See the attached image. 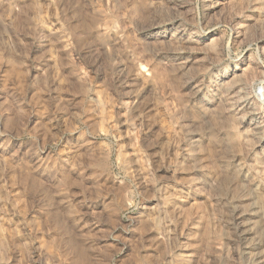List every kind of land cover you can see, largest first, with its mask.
I'll list each match as a JSON object with an SVG mask.
<instances>
[{
  "label": "rangeland",
  "instance_id": "374dc122",
  "mask_svg": "<svg viewBox=\"0 0 264 264\" xmlns=\"http://www.w3.org/2000/svg\"><path fill=\"white\" fill-rule=\"evenodd\" d=\"M239 182L264 0H0V264H252Z\"/></svg>",
  "mask_w": 264,
  "mask_h": 264
},
{
  "label": "bare ground",
  "instance_id": "6f19581e",
  "mask_svg": "<svg viewBox=\"0 0 264 264\" xmlns=\"http://www.w3.org/2000/svg\"><path fill=\"white\" fill-rule=\"evenodd\" d=\"M164 35V34H162ZM183 63V62H182ZM183 65L181 64V67ZM191 82V81H190ZM188 82V83H190ZM198 83H195V85L193 86V88H195V92H197V96H199V92L202 90L200 86L197 85ZM203 91V90H202ZM237 92V91H236ZM239 92V90H238ZM206 99V98H205ZM249 97L245 95L241 96L240 100L242 101V103L244 104L243 106L245 107H250L249 105ZM239 100V101H240ZM196 101V100H195ZM201 101V100H200ZM240 101V102H241ZM197 102V101H196ZM206 102V101H205ZM210 102V101H209ZM221 102V101H220ZM223 102V101H222ZM221 102V103H222ZM195 103V102H194ZM198 104L201 102H197ZM241 103V104H242ZM220 104V103H219ZM200 106V104L198 105ZM202 109L207 110L208 106L206 105V103H202L201 105ZM210 107V106H209ZM196 108V107H195ZM198 108V107H197ZM200 108V107H199ZM211 109V107L209 108ZM213 109V108H212ZM201 110V109H200ZM231 110V109H230ZM209 112V111H208ZM254 112V111H253ZM207 113V112H206ZM208 114V113H207ZM205 115V113H204ZM247 117L250 121V123L253 125V130L256 132L259 130V124L257 121H255V116L254 113L249 112L247 113ZM192 122V121H191ZM194 123V122H192ZM196 124V123H195ZM195 124H193L195 126ZM192 131V130H191ZM195 131H199V130H195ZM253 132V131H252ZM205 134V133H204ZM256 134V133H255ZM194 139L195 141H200L201 135L199 133H195L194 134ZM205 137V136H204ZM191 139V138H190ZM193 140V139H192ZM195 143V142H193ZM199 143V142H198ZM202 143V142H201ZM200 144V143H199ZM198 144V145H199ZM197 145V144H196ZM195 145V146H196ZM193 146V145H192ZM198 147V146H197ZM192 148V147H191ZM199 150V149H198ZM190 153V152H189ZM200 154V153H199ZM198 159H196V161L200 160L199 156H197ZM192 158V157H191ZM202 160V159H201ZM196 161H195V166H196ZM197 161V162H198ZM201 163V162H199ZM237 164V163H236ZM242 164V163H241ZM240 164V165H241ZM198 165H203V162L201 164ZM197 165V166H198ZM199 167V166H198ZM241 168V167H239ZM239 168H235L236 170ZM245 168V167H244ZM198 169V168H197ZM202 169V168H201ZM247 170V169H246ZM235 171V170H234ZM203 172V171H202ZM236 172V171H235ZM241 174H239L241 176V182H247L251 187H256V183L252 180L249 179V177L246 175L245 172H243V169L241 171ZM247 172V171H246ZM238 173V172H237ZM208 177V176H207ZM212 177V176H211ZM253 177V176H252ZM209 179V178H208ZM212 181H214L213 179H211ZM216 180V178H215ZM256 180V179H255ZM210 181V182H212ZM209 182V181H208ZM215 182V181H214ZM212 182V183H214ZM233 186V185H232ZM260 186V185H259ZM237 187L241 190V194L238 197H234L233 198V204L235 207V213H234V218H233V222H235V224L238 227V230L240 232V237H242L243 240V250L244 253H246V255H250L251 256V261L252 264H264V246L262 245L263 242V233H264V212L263 209L261 207V205L258 203V197H257V193L251 192V193H246L245 190V184L242 183H237ZM237 188V189H238ZM258 188V187H257ZM249 190V188L247 189ZM256 190V189H254ZM252 190V191H254ZM257 191V190H256ZM250 192V191H249ZM233 194V193H232Z\"/></svg>",
  "mask_w": 264,
  "mask_h": 264
}]
</instances>
